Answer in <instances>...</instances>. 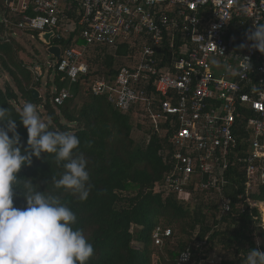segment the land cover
Wrapping results in <instances>:
<instances>
[{
    "label": "built area",
    "instance_id": "1",
    "mask_svg": "<svg viewBox=\"0 0 264 264\" xmlns=\"http://www.w3.org/2000/svg\"><path fill=\"white\" fill-rule=\"evenodd\" d=\"M3 1L20 16L4 18L18 31H53L52 44L73 35L66 48L58 44L59 62L33 67L37 78L53 83L55 106L72 96L69 88L58 89L56 75L76 82L91 71L89 49L106 48L125 63L114 77L94 78L92 90L106 93L122 112L135 110L160 136H170L173 167L162 184L166 195L187 196L191 186L206 187L222 211L230 212L233 200L224 189L233 182L224 173L240 162L244 187L230 186L237 207L258 209L264 225V200L252 196H264V53L248 39L254 24H264V0ZM123 44L129 53L118 54ZM242 128L248 133L244 140ZM171 235V229L157 226L152 239L162 246ZM190 260L187 250L179 264Z\"/></svg>",
    "mask_w": 264,
    "mask_h": 264
},
{
    "label": "trees",
    "instance_id": "2",
    "mask_svg": "<svg viewBox=\"0 0 264 264\" xmlns=\"http://www.w3.org/2000/svg\"><path fill=\"white\" fill-rule=\"evenodd\" d=\"M69 14L76 15V11L70 10ZM5 17L17 21L20 16L13 14L0 0V77L4 74L2 70H7L15 83L14 86L6 79L0 82V106L9 109L11 117L16 119L22 151L28 147V132L18 110L24 103L31 102L38 106V111L43 108L39 112L47 117L46 122L51 121L49 130L70 132L79 137L81 143L74 152H83L88 161L92 189L86 201H79L64 189H55L52 178H59L63 168L57 165L54 154L33 156L32 164L23 166L17 176L21 180L31 179L41 192L59 196L76 214L73 228L82 229L95 249L88 264H179L180 256L187 250L191 252L190 264H207L216 249L227 254L219 256L217 264H244L249 250L264 251V245L257 241V238L264 239L261 213L248 206L244 211L237 207V192L230 187L237 185L243 189V163L236 162L230 172L224 173L228 182H233L224 189L233 200L230 212L222 211L206 187L191 186L187 196L166 195L162 184L173 167L174 145L170 136H160L135 110L120 111L106 93L95 94L89 84L94 78L114 77L125 61L106 48L101 53L99 48H90L85 58L91 69L87 75L82 74L76 82L69 78L61 80L62 72L56 75L58 89L68 87L72 96L55 106V94L51 92L53 83L49 78L45 82V94L34 97L33 90H40L43 79L28 69L30 65L21 55L28 53L27 47L15 35L18 30L12 28ZM24 32L33 34L30 30ZM35 33L38 36V32ZM72 38L73 35L69 39ZM66 39H53V42L67 47L71 42ZM35 50L34 55H26L33 67L40 65L45 69L46 61H40ZM129 50V45L123 44L118 54L129 53ZM140 131L142 139L139 141L135 133ZM9 135L11 137V133ZM247 137L246 129H240L239 138ZM14 192V207L26 208L20 189L14 188ZM252 196L264 200L261 194ZM157 226L172 230L162 246L152 239ZM155 249L161 250L157 263L153 259Z\"/></svg>",
    "mask_w": 264,
    "mask_h": 264
},
{
    "label": "clouds",
    "instance_id": "3",
    "mask_svg": "<svg viewBox=\"0 0 264 264\" xmlns=\"http://www.w3.org/2000/svg\"><path fill=\"white\" fill-rule=\"evenodd\" d=\"M254 28L248 39L264 53V24ZM18 111L28 132L23 151L16 119L0 106V264H88L95 249L82 229L73 228L76 214L59 196L41 192L31 179L17 176L23 166L32 164L33 156L54 154L63 168L59 178H52L55 189L86 201L92 189L88 161L83 152H74L81 141L74 133L49 130L51 121L45 122L31 102ZM14 188L20 189L26 208L14 207ZM244 264H264V251L249 250Z\"/></svg>",
    "mask_w": 264,
    "mask_h": 264
},
{
    "label": "rangeland",
    "instance_id": "4",
    "mask_svg": "<svg viewBox=\"0 0 264 264\" xmlns=\"http://www.w3.org/2000/svg\"><path fill=\"white\" fill-rule=\"evenodd\" d=\"M36 34L37 33L33 32V36L34 37H32L31 34L28 33V32H24V31H22V32L20 31L19 32L18 31L17 34H15V35L20 39V41L24 45H26L27 50H28V53H26V54H28V55L29 54H33L34 55V53L36 51L35 48H36L38 50L37 58H39L40 61H46V62H49V65H54V62L56 61V59L55 58H51V56H50L51 54L49 52H47V48L39 40V37H38L39 35L36 36ZM63 48H66V47L63 46ZM26 54L25 53H22L21 55L25 59V62L30 65L28 67V69L32 70L33 71V74H36L37 71H36V69L33 68V65L31 64V59L28 58V56ZM34 63H35V61H34ZM2 71L4 72V74L2 75V78L0 77V82L3 83V79H6V80H9L12 85L15 86V83L12 80L11 76H9L7 70H2ZM34 71H36V73ZM42 79H43V85L40 87V90H38V91H39V94L44 95L45 94V91H46L45 82L47 80V77L46 78L43 77ZM89 84L92 85V80H89ZM66 88H68V87H66ZM39 111H43V108H40ZM42 118L45 120V122L47 121V117L46 116H44ZM135 138L137 140H139V141L142 139V133H141V131L135 133ZM263 220H264V217H263ZM173 241L175 242L176 240L173 239ZM257 241H258V243L260 245H262V244L264 245V239L257 238ZM159 249H162V247L159 248ZM160 252H161V250H157V249H155V251H154V258L153 259L155 260V263H157V261L159 260ZM224 255H227L224 251H222L220 249H216L215 252L212 254L211 258H209L207 260V264H217V262L219 261V256L222 257Z\"/></svg>",
    "mask_w": 264,
    "mask_h": 264
},
{
    "label": "water",
    "instance_id": "5",
    "mask_svg": "<svg viewBox=\"0 0 264 264\" xmlns=\"http://www.w3.org/2000/svg\"><path fill=\"white\" fill-rule=\"evenodd\" d=\"M54 32L53 31H44L41 34H39V40L47 45V52H49L52 56L55 57L56 61L59 62L61 57L62 48L58 44H52V36ZM34 97L39 96V92L34 89L33 90Z\"/></svg>",
    "mask_w": 264,
    "mask_h": 264
},
{
    "label": "bare ground",
    "instance_id": "6",
    "mask_svg": "<svg viewBox=\"0 0 264 264\" xmlns=\"http://www.w3.org/2000/svg\"><path fill=\"white\" fill-rule=\"evenodd\" d=\"M261 208H262V211L264 212V204L262 205V207H261Z\"/></svg>",
    "mask_w": 264,
    "mask_h": 264
},
{
    "label": "crops",
    "instance_id": "7",
    "mask_svg": "<svg viewBox=\"0 0 264 264\" xmlns=\"http://www.w3.org/2000/svg\"><path fill=\"white\" fill-rule=\"evenodd\" d=\"M243 148H247L246 146H244Z\"/></svg>",
    "mask_w": 264,
    "mask_h": 264
}]
</instances>
